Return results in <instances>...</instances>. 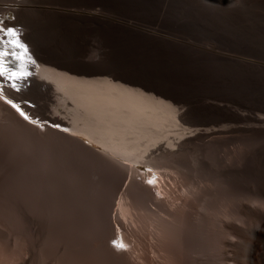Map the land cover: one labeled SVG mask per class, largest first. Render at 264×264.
<instances>
[{
  "label": "rangeland",
  "instance_id": "374dc122",
  "mask_svg": "<svg viewBox=\"0 0 264 264\" xmlns=\"http://www.w3.org/2000/svg\"><path fill=\"white\" fill-rule=\"evenodd\" d=\"M30 1L36 11L68 8L71 17L164 37L163 47L135 51L130 42L110 43L104 29L89 23H63L44 12L35 17L51 56L62 63L117 74L168 94L185 109L190 131L230 130L215 137L187 134L182 148L170 132L177 156L166 166L145 164L142 170H112L94 159L81 166L75 157L65 165L67 156L58 151L56 167L42 176L45 194L37 215L28 213L21 234L11 226L9 244L8 229L0 223V264H235L227 256L245 255L243 242L264 214V86L243 67L264 65V0H123L136 6L135 12L121 1ZM9 16L15 21L13 13ZM35 120L27 122L60 129ZM239 215H244L243 238L228 247L223 227L239 224ZM114 240L125 247L114 246ZM25 247L22 263L18 253Z\"/></svg>",
  "mask_w": 264,
  "mask_h": 264
},
{
  "label": "bare ground",
  "instance_id": "6f19581e",
  "mask_svg": "<svg viewBox=\"0 0 264 264\" xmlns=\"http://www.w3.org/2000/svg\"><path fill=\"white\" fill-rule=\"evenodd\" d=\"M102 1L110 3L121 1V5L126 6L123 0ZM31 6L30 0H0L2 20L8 26L22 29L23 40L30 45L36 61L35 66L28 67L33 75L22 90L15 92L9 88L8 94L18 101L28 102V105L23 107L31 114V119L40 118L41 121L60 129H54L49 125L36 127L24 120L9 105L0 101V199L3 202L0 208V223L4 222L8 229L7 244L10 242L9 234H12L11 226L15 229L16 235L21 234L20 230L29 224L31 217L29 218L28 213L33 211L37 215L39 212L40 197L44 193L42 176L58 162L56 160L58 151L67 156L65 165L75 157L81 161L82 164L79 163L81 166L94 159L112 170L118 167L121 169L120 166L122 168L133 166L142 170L145 164L162 162L165 165L166 160L177 156L169 140L170 132L179 137L178 146L182 148L187 140H181V137L187 134L215 137L229 129L224 127L227 130L205 128L190 131L185 127L183 113L185 109L177 106L176 102V104L171 102L174 98L168 94L121 78L117 74L77 70L62 63L58 58L51 56V49L48 43L46 44L35 17L39 12H44L55 16L57 20H62L63 23L74 19L80 20L83 24L89 23L88 26L104 29L103 32L110 43L116 39L126 41L127 44L130 42L135 51L151 50L156 44L163 47L167 43L164 37L151 36L153 34L144 30L130 31L103 19L96 21L84 17H71L74 11L68 8L36 11L35 8H30ZM126 7L130 8V5ZM132 8L131 11L135 12L136 6ZM11 13L15 15V21L10 20ZM113 52L124 56L119 49L114 48ZM243 67L252 73L255 82L264 86V65L243 63ZM221 109L230 111V108ZM85 145L104 156L91 154ZM54 149L55 152H52ZM69 172L67 171V174ZM143 190H140L141 194L146 193V190ZM257 217L259 220L250 232V238L243 242L245 255L240 256L241 251L240 253L236 251V255L227 256L228 261L235 264H264V214ZM237 221L239 224L236 226L225 224L223 227L226 237H229L224 241L228 247H237V239L243 238L244 227L240 228L239 225L245 223L244 215H239ZM2 237L0 229V238ZM24 249L26 247L19 248L18 253L22 263L26 261L24 255H22L24 258L21 257ZM14 255L15 252L12 257Z\"/></svg>",
  "mask_w": 264,
  "mask_h": 264
},
{
  "label": "snow or ice",
  "instance_id": "6c2138e0",
  "mask_svg": "<svg viewBox=\"0 0 264 264\" xmlns=\"http://www.w3.org/2000/svg\"><path fill=\"white\" fill-rule=\"evenodd\" d=\"M36 61L28 45L23 40L22 29L16 26H8L0 20V101H3L13 108L24 120L37 124L24 110L23 105L27 101H18L15 97L9 96L8 89L20 92L28 79L33 75L28 70L29 65L35 66ZM149 171H151L149 169ZM149 184L153 181L149 180ZM114 246L123 249L125 245L112 242Z\"/></svg>",
  "mask_w": 264,
  "mask_h": 264
}]
</instances>
